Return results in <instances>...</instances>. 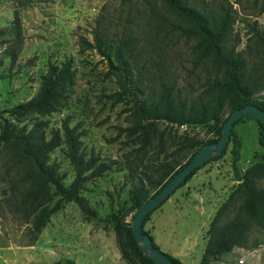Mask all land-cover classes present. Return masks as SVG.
I'll use <instances>...</instances> for the list:
<instances>
[{
	"label": "rangeland",
	"instance_id": "374dc122",
	"mask_svg": "<svg viewBox=\"0 0 264 264\" xmlns=\"http://www.w3.org/2000/svg\"><path fill=\"white\" fill-rule=\"evenodd\" d=\"M190 1L214 11H219L222 6L230 7L234 18L231 36L237 39L235 48L245 56V72L254 77L262 73L259 68L263 50L257 38H264V0ZM104 5L111 16L124 15L117 0H0V112L37 93L41 74L49 61L60 63L66 58L73 59L75 84L69 89L70 95L63 106L45 115L49 120L46 132L49 134L52 127L61 129L68 118L72 127L78 125L81 145L87 157L94 155L100 161L111 163L109 170L87 181L82 189L89 206L101 218L111 212L119 215L126 212L131 204L130 191L137 183L140 169L144 170V164H148L149 169L145 170L157 177L160 171L153 168L166 157V153L159 150L138 153L132 150L133 146L126 144L128 138L120 135L119 129L131 124L127 105L104 97L119 89L120 85L116 77L108 73L107 62L96 51L81 49L80 36L91 39L89 31ZM162 41H168L163 43L166 44L163 54L168 66L166 72L161 73L154 68L153 60L158 57L155 55L153 60L141 58L130 65L133 75L141 78L145 92L151 93L169 75L170 80H176L182 97L192 101L204 97L208 86L206 78H212V75H208L202 67L193 70L192 47L195 40L176 30L163 37ZM258 95L263 96L264 89L257 91L256 97ZM226 115L227 109L223 113V116ZM190 128L191 136L198 139L216 136L214 131H206L207 126ZM234 130L240 138L239 169L243 170L249 164L264 163V147L258 140L261 132L258 121L247 114L237 121ZM229 147L230 144L222 158L210 160L194 174L196 177L191 182L201 184L198 189L205 197L204 204L199 202L197 191L192 189L188 196V192L179 187L151 213L145 228H149L152 219L161 217V224L163 220L167 221L164 228L166 235L173 229L178 241L185 235L191 239L202 228V223L207 221L202 230L210 226L209 214H200V207L206 206L213 219L222 204L225 207L220 213L218 226L231 220L243 196L238 193L230 201L227 200L238 182L231 170ZM174 156L187 162L181 154ZM16 159L15 149L0 143V264H41L49 261L92 264L95 257L102 255L103 248L115 234L113 223L90 219L75 201L67 202L52 214L34 237L31 218L20 203L27 184L20 181L21 167L15 163ZM51 160H56L60 171L66 174L64 182L70 184L73 170L63 145L51 152ZM256 182L264 187V177ZM132 213L126 217L127 221L132 220ZM115 241L117 245L116 235ZM243 245L263 253L264 227L251 226ZM197 256L199 258L200 254ZM239 257L241 262L237 261ZM239 257L227 264H264L263 254L253 261L243 254Z\"/></svg>",
	"mask_w": 264,
	"mask_h": 264
},
{
	"label": "trees",
	"instance_id": "16d2710c",
	"mask_svg": "<svg viewBox=\"0 0 264 264\" xmlns=\"http://www.w3.org/2000/svg\"><path fill=\"white\" fill-rule=\"evenodd\" d=\"M117 1L124 15L119 13L113 17L106 12L104 5L89 31L91 39L81 35L79 43L82 50H94L107 62L108 73L113 74L120 85L119 89L104 97L127 105L131 124L119 129L120 135L124 134L128 138L126 144L133 146L132 150L138 153L141 151L147 154L154 150L166 153L165 159L153 168L160 171L159 175L153 177L145 170L149 169V165L144 164V170L140 169L137 183L130 191V207L121 215L111 212L101 218L89 206L82 192L85 183L100 177L111 168V163L100 161L94 155L87 157L81 145L78 125L72 127L68 118L64 120L61 129L52 127L49 134L46 132L49 120L45 115L63 106L70 95L69 89L75 84L76 70L72 58H66L60 63L49 61L45 72L41 74L37 93L0 112V143L15 149V163L21 167L20 181L27 184L20 203L26 215L31 218L34 237L63 204L75 201L88 218L113 223L118 248L128 264H158L136 243L131 222L140 206L156 195L185 163L182 158L177 159L174 155L181 154L187 162L190 161L201 146L220 137L229 113L238 106L251 103L264 111V101L256 97V92L264 89V38H257L263 50L259 68L262 73L254 77L245 72V56L235 48L237 39L231 36L234 18L230 14V7L222 6L219 11H214L190 0ZM176 30H181L195 40L192 47L193 70L202 67L208 75H212V78H206V95L197 101L182 97L176 80H170L169 75L151 93H146L141 78L133 75L130 66L141 58L153 60L155 55L158 57L153 60L154 68L161 73L166 72L168 66L163 55L166 44L163 43L168 41H162V38ZM226 109L227 115L223 116ZM245 115L242 114L240 118ZM240 118L233 123L222 154L205 163L222 158L230 144L231 170L234 180L238 182L227 200L230 201L238 193L243 197L237 205L235 216L224 225L218 226V223L225 204L220 206L216 216L211 219L206 229L205 254L199 264L216 262L235 246L243 245L245 234L251 226L264 227V187L256 182L264 177V163L249 164L243 170L237 166L241 148L234 125ZM257 121L261 126L258 140L264 147V124ZM181 124L188 127L207 126L206 131H214L216 136L198 139L185 131H179L177 126ZM61 145L64 146L65 156L73 170L70 184L64 182L66 174L60 171L56 160H51V152ZM205 163L183 179L160 205L146 213L142 223L143 231L148 232L145 223L151 213L179 187L186 185ZM131 212L132 220L127 221L126 217ZM153 245L160 248L154 241ZM164 253L177 264H182L179 258ZM41 264L60 263L49 261Z\"/></svg>",
	"mask_w": 264,
	"mask_h": 264
},
{
	"label": "crops",
	"instance_id": "0c3cea01",
	"mask_svg": "<svg viewBox=\"0 0 264 264\" xmlns=\"http://www.w3.org/2000/svg\"><path fill=\"white\" fill-rule=\"evenodd\" d=\"M260 94L262 95V93ZM257 97L264 101V95H258ZM195 177L196 175H193L187 181V184L181 187L184 188L185 192H188V196L192 193V189L197 191L199 202L201 204H204L205 197L202 192L199 191L200 189H198V186L201 184H193L191 182ZM205 213L209 214V220H211V214L206 206H201L200 214L205 215ZM161 221V217L152 219L149 224V228H145L152 236L155 244H157L165 252L179 258L182 264H199L202 261L206 250V229H208V227H206L205 230L202 229L204 228V223H206L207 221L202 223V228L197 230V232H195L194 236L191 239L189 236L185 235L182 239H180V241L177 240L176 234L173 229H170L171 233L168 235L164 233V228L167 225V221L163 220L162 224L160 223ZM106 246L107 247L103 248L102 255H98L92 260V264H128L122 257V253L116 245L114 233L112 238L109 239V242ZM199 254L200 256L198 258L197 255ZM240 254L248 256L249 260L253 261L255 257H259L261 256V254L264 255V252H258L256 249H252L245 245H237L231 251L221 255L218 261H214L210 264H227L230 261H235ZM241 260L242 259L240 257L237 259L238 262H241Z\"/></svg>",
	"mask_w": 264,
	"mask_h": 264
},
{
	"label": "water",
	"instance_id": "95a60500",
	"mask_svg": "<svg viewBox=\"0 0 264 264\" xmlns=\"http://www.w3.org/2000/svg\"><path fill=\"white\" fill-rule=\"evenodd\" d=\"M242 114L251 115V117L256 118L264 124V111L251 103H246L233 109L223 125V131H221L220 137L215 141L206 142L201 146L192 159L187 163H184L183 166L172 175L165 186L156 195L147 199L136 212V215L131 222L133 237L138 246L155 260L156 263L177 264L175 260H171L164 251L155 247L149 233L143 231L142 223L147 215L146 213L160 205L196 167L205 163L212 157L222 154V151L224 150L223 148L228 142L229 132L232 129L233 123L237 118H240Z\"/></svg>",
	"mask_w": 264,
	"mask_h": 264
},
{
	"label": "built area",
	"instance_id": "2783aa9c",
	"mask_svg": "<svg viewBox=\"0 0 264 264\" xmlns=\"http://www.w3.org/2000/svg\"><path fill=\"white\" fill-rule=\"evenodd\" d=\"M177 126V125H176ZM178 128H179V131H185V133H188V134H190V130H191V128L190 127H188L187 125H185V124H181V125H178L177 126ZM240 261V260H239Z\"/></svg>",
	"mask_w": 264,
	"mask_h": 264
}]
</instances>
